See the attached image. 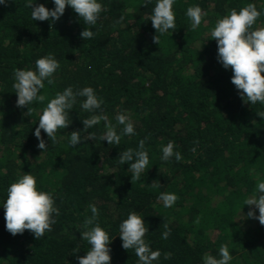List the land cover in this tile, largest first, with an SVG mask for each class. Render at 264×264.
Listing matches in <instances>:
<instances>
[{
  "label": "trees",
  "instance_id": "obj_1",
  "mask_svg": "<svg viewBox=\"0 0 264 264\" xmlns=\"http://www.w3.org/2000/svg\"><path fill=\"white\" fill-rule=\"evenodd\" d=\"M100 2L103 10L92 26L67 5L55 23L32 20L25 0L0 5V202L8 185L29 172L38 190L53 194L60 213L51 230L35 239L29 230L6 231L0 207V264H78L76 257L90 247L80 239L81 226L91 216L89 204L97 206L98 223L113 236L110 264H137L134 251L121 247L118 231L130 211L143 216L145 239L161 252L158 264H202L205 255L218 258L221 245L229 249L230 264H264V225L248 218L249 206L243 205L264 180V119L257 115L264 105L242 100L230 82L231 66L226 70L218 63L210 36L230 10L248 3L264 10V0H176V29L164 35L155 33L149 20L155 0ZM35 3L54 7L51 0ZM193 5L207 13L195 30L185 15ZM261 27L264 15L253 25ZM83 28L94 36L82 39ZM49 53L60 65L54 85L45 82L43 102L18 108L14 71L34 70L35 61ZM69 85L74 91L92 87L104 101L97 113L113 124L118 113L128 115L136 134L121 136L118 145L100 141L103 121L83 129L81 120L91 113L80 108L83 98H78L56 142L41 130L46 145L41 153L33 135L39 116ZM72 131L85 140L70 148ZM89 133L96 138L87 139ZM141 139L149 165L131 180L119 154L136 149ZM169 140L180 161H161V147ZM161 192L176 194L171 207L158 199ZM165 225L170 235L162 239ZM164 253L171 255L164 259Z\"/></svg>",
  "mask_w": 264,
  "mask_h": 264
},
{
  "label": "clouds",
  "instance_id": "obj_2",
  "mask_svg": "<svg viewBox=\"0 0 264 264\" xmlns=\"http://www.w3.org/2000/svg\"><path fill=\"white\" fill-rule=\"evenodd\" d=\"M53 8H46L43 4L35 3V0H25V7L30 9L32 20L49 21L55 23L64 13L65 6L70 7L78 16L79 20L89 26L95 25L103 10L100 0H51ZM145 4L152 0H144ZM7 0H0V5H5ZM176 0H155L150 18L151 26L155 33L164 35L169 30L176 29L175 12L173 6ZM185 15L190 21L191 28L197 29L207 13L203 12L199 5L187 7ZM264 10H258L253 3H248L239 10L232 9L229 13L218 19L210 31L211 39H215L217 47V61L224 69L231 66L232 75L230 82L235 86L242 100L249 104L264 105V27L253 29ZM94 36L90 28H83L80 32L82 39H91ZM158 44V38L153 37ZM59 62L52 53L38 58L35 61V69H16L14 71V83L12 85L16 94L15 104L19 107H27L33 103L43 102L45 96L41 90L48 85H54V73L59 68ZM79 101L82 110L91 115L81 120L83 129L92 128L103 121L104 132L99 137L100 141H106L109 145H118L121 136L135 135L134 124L128 115L118 113L114 119L115 124L109 121L107 115L101 109L104 101L90 86L78 88L75 91L71 85L63 91L55 93L43 108L37 126L33 132L38 143L37 148L46 152L45 141L41 138V130L46 134L51 143L56 142L58 129H65L70 124L69 110ZM264 119V111L257 112ZM117 125L121 126L117 132ZM94 134L89 133L87 139L94 140ZM82 140H85L80 131H72L68 138V147L73 148ZM173 141L161 147V161L168 162L172 159L180 161L181 154L176 149ZM195 152V147L191 149ZM119 162L127 164L131 180H138L141 173L148 168L149 157L145 150V140L138 142L137 148H128L119 154ZM156 187L159 183L156 182ZM158 199L163 202L165 208L171 207L177 200L175 193L161 192ZM243 205L249 206L246 213L248 218H255L264 225V180L258 181L255 191L247 197ZM258 215H254V210ZM4 209L5 229L11 235L22 234L29 230L35 239H39L51 226L56 223L59 210L55 206L54 197L51 192L38 190L36 177L24 173L6 189V198L0 202ZM91 212L86 217L80 231V239L86 241L90 246L84 256H77L78 264H110L109 244L113 239L108 231L98 223L99 210L95 204L88 205ZM242 207L239 210L241 212ZM238 213V215H239ZM240 216V215H239ZM238 220V219H237ZM165 231L161 233L162 239H167L170 229L164 226ZM121 247L125 250H133L137 264H158L161 252L153 250L145 239L148 228L143 216L136 211H130L125 219L118 225ZM73 253L76 251L74 248ZM171 253H164V259H168ZM232 256L227 245H221L218 250V258L212 255L202 257V264H230Z\"/></svg>",
  "mask_w": 264,
  "mask_h": 264
}]
</instances>
